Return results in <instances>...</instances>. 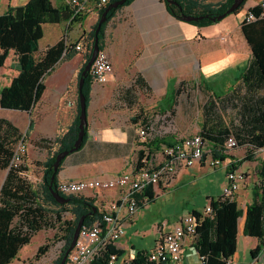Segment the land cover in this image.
Masks as SVG:
<instances>
[{"label":"crops","instance_id":"0c3cea01","mask_svg":"<svg viewBox=\"0 0 264 264\" xmlns=\"http://www.w3.org/2000/svg\"><path fill=\"white\" fill-rule=\"evenodd\" d=\"M28 1L0 0V14H3L10 5H21ZM202 1L216 4L226 0ZM51 2L55 7H62L67 4L66 0H51ZM249 7L252 6L248 5ZM98 16L99 14L96 12L90 14L81 22L70 19L55 23L47 22L43 25L44 35L41 39L46 35V26H49L50 33L54 37L52 44H55L62 36L72 41H86L93 25L98 20ZM244 18L245 15L239 17L238 13H230L217 22L200 26L173 16L169 12L165 0H131L118 9L107 23L104 38V49L112 60L113 73L105 83L93 82L87 106V136L79 149L68 154L62 160L56 176L57 182L100 175L109 176L115 172L126 171L130 169V163L137 159L139 151L143 150L145 152L148 149V146L144 142H140L141 140L138 137V130L142 125V121H144V117L136 122L132 120V117L131 120H128L126 114L110 104L112 95L119 93L122 87L129 86L138 74L146 81L148 89L155 94L164 95L168 92V89L178 86L181 81L186 82L181 87V93L178 95V97L182 95L183 101H188V98L189 101H192L195 98L193 96L199 90L205 92L206 96L199 107L202 112L199 130H201L206 120L204 105L209 99L215 100L217 109L222 113V117L227 124L230 123L232 115L237 109L234 106L237 100L229 97L233 92H238L240 95L253 94L254 98L250 99L247 104L255 106L256 110L259 105L263 106L264 88L257 87L248 91L242 82V72L253 58L251 47L241 27ZM52 44H47V46ZM10 55L13 60L12 68L9 73L4 74L7 77V84L18 73L16 56L13 53ZM123 57H137L135 66L132 69H127L129 66L132 67L130 64L127 66L128 64L124 63L120 66L119 63L123 62L121 61ZM70 67L66 78L56 76L52 80L51 87L58 91L55 94L54 103L51 102L45 105L39 115L38 113L35 114L37 106L41 102L43 103L44 93L50 87L46 77L45 91L33 111L18 110L21 117L20 122L23 121L24 114H28V126L31 116L35 117L34 128L29 131V138H54L66 133L73 125L76 116L73 110V102H68L67 106L62 96L73 84L75 75L78 78L79 70L76 73L78 61L72 63ZM216 94H219L220 97H217ZM178 107L181 111V99H178ZM223 109L225 110L223 111ZM184 113V110H182V116H184ZM257 115L258 112H256ZM12 121L17 124L16 120ZM237 121L236 118L235 122ZM20 122L19 127H21ZM194 122L195 120L193 124ZM179 135L190 134L179 133ZM214 147L219 149L220 155L224 157L223 159L219 157L221 159L219 165H211V159L215 157L211 150V153L205 155L200 163L179 171L170 184L156 187L154 198L148 205L140 208L134 216L128 217L125 208L121 207L120 213L124 218L126 234L114 244V248L120 251V258H134L138 253L150 249V247L139 243L138 246L136 244L137 239L146 235L145 232H140L138 228V221L144 217L141 210L155 204L159 197L165 198L173 190H184L190 183H194L205 173L207 165L213 167V170H219L214 172H220L219 195H221L227 184L226 174L229 164L241 158L236 153L232 156H238V158L229 155L231 148L238 147L249 150L245 155L251 153L252 159L250 160L254 162L253 166L261 168L264 165V158L257 156L255 154L256 148H253L249 143L228 148L225 143L220 145L210 141V148ZM161 152L162 149L158 147V149L152 150L151 154H155L160 159ZM5 176L6 174L3 176V180ZM247 184L249 187L244 188L245 193L242 196L246 198L244 204L251 202L255 182ZM82 195L93 199L101 211L110 209L112 202L121 196V191L119 189H88ZM212 197L207 196L208 201L205 206L210 203ZM194 209L197 208L189 211ZM180 213L173 214L172 219L167 218L154 224V243L160 228H163V230L171 229ZM244 220L245 215L239 220L237 250L231 257L232 264H261L258 255L251 253L258 245L259 239L243 233ZM193 242L194 239L190 237L185 240L182 264L189 263L188 258L191 254L197 255L200 259ZM15 259L9 264H13ZM17 262L18 264H26L24 259L21 258Z\"/></svg>","mask_w":264,"mask_h":264},{"label":"trees","instance_id":"16d2710c","mask_svg":"<svg viewBox=\"0 0 264 264\" xmlns=\"http://www.w3.org/2000/svg\"><path fill=\"white\" fill-rule=\"evenodd\" d=\"M115 0H108V3L99 11L98 20L93 25L89 38L84 42L86 49L85 61L79 69L78 81L85 64L89 60L95 40V30L98 25L100 15ZM131 0H126L124 4L112 8L107 13V19L102 24L98 33L100 50L104 49V38L107 23L116 14L117 10L128 4ZM166 1L169 12L178 19H183L184 15L203 16L202 19L188 21L196 25H208L219 21L217 18L223 14L234 0H226L216 4L205 3L202 0H174ZM247 0L232 13H239ZM258 12L259 6L255 5L247 9L248 12ZM73 10L70 4L62 7H55L51 0H29L25 4L9 6L7 10L0 14V69L5 65L10 54H14L17 59L18 73L12 77L9 84L0 89V106L5 109H14L31 112L40 101L45 88V79L51 74L56 66L63 60L72 59L78 52L75 44L79 41L66 40L62 36L55 44L44 49L39 46V41L44 35L43 25L47 22H61L72 20L81 22L83 17H72ZM221 20V19H220ZM242 31L251 47L252 59L242 72V82L248 91L257 87L264 88V17L255 20H246L241 23ZM181 81L178 86L172 88V93L164 94L165 104L172 107L181 93V87L185 84ZM93 79L88 72L82 88L86 96L87 106L90 100ZM148 89V84L143 77L138 74L134 81L119 91L123 98L130 99V95L135 93V89ZM134 89V90H133ZM77 112L73 125L69 130L54 138L40 137L37 141L41 146L50 144L56 149H50L47 158L42 162L43 175L38 185H35L26 175L28 165L26 163V152H18L17 146L20 142L25 144L29 131L34 128L35 117L30 118L28 130L24 132L11 119L0 116V170L6 169V176L0 186V264H9L22 246L29 244L32 237L45 227H56L61 232L64 244L58 257L53 264H59L62 256L68 248L74 229L79 218L86 214L84 224H90L101 216V212L94 200L80 195H66L58 190L57 172L53 169L56 155L65 149L73 146L79 131L80 99L77 82ZM169 96V99H168ZM220 97L219 94H216ZM230 98L237 100L234 103L237 108L232 115L230 123L227 124L222 117V113L217 109L215 100H208L204 105L206 120L200 130L201 135L213 143L220 145L226 143L230 137H234L237 145L249 143L253 148L264 146V102L263 106L247 104L254 95L246 93L240 95L233 92ZM132 101V100H131ZM264 101V99H263ZM168 104V105H167ZM223 106V104H221ZM225 109H223L224 111ZM256 112L258 115L256 116ZM140 114L132 117L134 122L138 121ZM238 119L235 122V119ZM87 130V128H86ZM87 136H84L83 142ZM175 135H165L156 137L145 143L149 149L157 148L161 143L170 144ZM82 142V143H83ZM234 146V147H236ZM215 157H221L220 150L215 147L211 149ZM19 156L20 161L16 162L15 157ZM145 152L139 151L136 167H140L143 162ZM252 159L251 153H247L238 163H231L228 171L235 170L244 160ZM55 175L52 186L69 201L65 203L57 202L50 189L51 176ZM264 174V165L260 168V176ZM154 198V190L149 186L143 193ZM57 206V208L52 207ZM212 208L211 215H203L200 210L194 209L197 215L196 237L194 246L199 256H203L202 264H232L231 257L237 250V236L239 231V220L245 215L243 233L257 237L258 245L251 251L257 254L264 244V182L255 183L252 192V200L243 208L237 200L229 197H212L210 199ZM93 208L96 210L89 214ZM69 212L72 218H64V213ZM47 244H41L35 254L40 257L48 250ZM108 251H117L114 246H109ZM118 253L120 251H117ZM144 253L140 252L134 258V262L143 263ZM91 264H106L105 258L93 261Z\"/></svg>","mask_w":264,"mask_h":264},{"label":"built area","instance_id":"2783aa9c","mask_svg":"<svg viewBox=\"0 0 264 264\" xmlns=\"http://www.w3.org/2000/svg\"><path fill=\"white\" fill-rule=\"evenodd\" d=\"M66 1L72 7V17H83V20L92 13L99 14V11L108 3V0ZM257 5L259 11L245 14L246 20L264 17V0H260ZM66 40L68 43L71 41L67 37ZM75 48L82 51L84 43L77 42ZM113 70V63L108 53L105 49L99 50L89 71L93 82H107ZM163 119L168 121L169 115H164ZM138 137L144 143L158 137L153 123L148 121L142 124L138 130ZM236 145L234 137H230L225 143L228 148ZM25 147L26 145L20 142L17 146V153L25 151ZM159 147L162 149L161 158H149L146 153L140 167H136L137 160H135L130 163V169L126 171L115 172L109 176L69 179L58 183V190L66 195H80L88 189H119L121 191V196L112 202L110 209L101 210L99 218L81 227L76 243L64 264H91L100 258H105L106 264H140L134 262L135 257L120 258L117 251H108L109 246H114L115 242L126 234V225L120 213L121 207L125 208L128 217L134 216L143 205H148L153 199L143 194L149 186H152L154 190L160 185L170 184L179 171L200 163L205 155L211 153L210 141L198 132L190 135L176 134L170 144L161 143ZM255 154L264 158V146L256 148ZM15 161H20L18 155ZM220 162L219 157L211 159L213 166L219 165ZM242 181H244L243 173L237 169L228 171L227 184L221 196L238 201L236 193L241 188ZM262 182H264V174L258 177L255 183ZM200 211L203 215H211L210 203ZM197 218L193 211L183 212L178 215L171 229L160 228L154 245L143 252L145 259L141 264H182L185 240L188 237L193 239L196 237ZM257 255L261 264H264V244ZM203 258L200 256L201 260Z\"/></svg>","mask_w":264,"mask_h":264},{"label":"rangeland","instance_id":"374dc122","mask_svg":"<svg viewBox=\"0 0 264 264\" xmlns=\"http://www.w3.org/2000/svg\"><path fill=\"white\" fill-rule=\"evenodd\" d=\"M258 3L259 0H247L242 10L238 13L239 17H243L246 14L248 5L255 6ZM45 33V37L39 42V46L41 49H44L47 44H52L54 42V37L50 33L49 26H46ZM85 51L86 49L78 51L72 59L61 61L56 66L55 70L47 76V83L50 85V87L44 93L42 99L43 103L41 102L37 106L35 114L38 113L39 115L41 113V109H43L45 105L51 102L54 103V97L56 96L55 94L58 93V91H56L54 87H51L52 80H54V77L58 76L63 79L66 78V75L68 74V71L71 68L70 65L72 63H76V61H78V67L76 70L77 73V71L80 69V67L85 61ZM136 59L137 57H123L121 60L123 62L119 63V65L122 66L124 63H126V65L128 64L127 66H129L130 64L132 67H126L127 69H132L133 66H135ZM12 62V56L10 55L6 61V65H4L5 67L0 69V89L3 86L7 85V77H5L4 74L9 73L12 68ZM77 82L78 78L75 75L73 84H71V86L63 93L62 96L65 100L66 105L68 104V102H73V110L75 113L77 112L78 98ZM168 92L169 94H171L172 89H168ZM205 96V92L199 90L193 96L195 98L192 101H189V98L188 101H183L181 95L177 97L172 107H168L165 104L166 101L164 99V95L155 94L150 89L137 88L135 89V93L130 95L129 100L124 99L121 93H116L112 95V100L110 104L121 110L122 113L126 114L125 116H128V120H131V117L136 116L137 114L142 115L144 117V121H142V124H145L148 121L152 122L156 131V135L160 137L165 135H179V133L193 134L199 132V122L201 120L202 115L201 109L199 107ZM178 99H181V111H179ZM182 110H184L185 112L184 116H182ZM24 115L25 116L23 118V121L20 122L21 117L18 110L5 109L1 108L0 106V116H5L11 120H16L17 125H19L20 122V128L23 131H27L28 114L25 113ZM164 115H169L170 119L168 121L164 120ZM190 119L191 121H189ZM192 119L195 120L194 124V120ZM39 138L40 137L31 139L28 137L25 141L26 163L28 165V171L26 172V175L35 185H38L42 180V162L50 153V149H56L58 147L57 145H54L52 148H50L49 143H46V146H41L37 143ZM140 142L144 141L141 140ZM147 148L148 149L145 151V155L146 153H148L147 156H149V158H156L155 154H151V149H149V147ZM154 149L158 148L154 146L152 150ZM248 151L249 150L245 148H231L229 151V155L232 156L234 153H236V155L240 156L241 158L234 162L238 163L239 160L244 157L243 155H245V153ZM238 156L232 157L238 158ZM253 165L254 162L248 159L242 161V163L238 165V167L240 166L239 169H237L239 172L244 174V181L241 182V188L236 193L239 205L243 208H245V206L247 205V203L244 204L246 198L242 197L243 193H245L244 188L247 189V187H249L247 183L256 182V180L260 176V168L254 167ZM214 171L219 170H213V167L207 165L205 173L200 176L197 181H195L194 183H190L184 190H173L165 198H162L161 196L156 200L155 204H152L147 208H143L141 212L144 213V217L138 221V228L140 232H145L146 235H144V237L140 239H137V246L139 243L140 245H144L151 248L154 243V224L161 222L162 220L167 218L172 219L174 217L173 214L175 213L178 214L180 212H187L189 210H192L193 208L203 209V207L208 201V195L213 197L218 196L220 194L219 186L221 176L219 174L220 172L216 173ZM6 172V169L0 170V186L3 180V176L6 174ZM52 207L57 208V206L55 205H52ZM142 207H144V205ZM72 217L73 216L71 213H64V218L69 219ZM60 235L61 232H58L56 227H45L39 230L32 237L31 242L29 244L24 245L20 249L18 257H16L13 264H18L17 261L19 258H21L22 260L24 259L26 264H53V261L58 257L61 248L64 244V240ZM41 244H47L49 246L48 250L46 251V253L41 254L40 257H36L35 254ZM241 247L242 246L240 242V248ZM188 260V264H202L198 256L194 254H191ZM20 263H22V261H20Z\"/></svg>","mask_w":264,"mask_h":264},{"label":"water","instance_id":"95a60500","mask_svg":"<svg viewBox=\"0 0 264 264\" xmlns=\"http://www.w3.org/2000/svg\"><path fill=\"white\" fill-rule=\"evenodd\" d=\"M126 0H115L111 3H109V5L105 8V10L102 12V14L100 15L99 21H98V25L96 27L95 30V40H94V44L92 47V52H91V56L89 58V60L87 61V63L85 64L83 70L81 71V76L79 78L78 81V88H79V99H80V114H79V124H78V134H77V138L73 144V146L69 149H65L60 151L55 158V161L53 163V169L56 171L58 169V167L60 166L62 160L70 153L76 151L77 149L80 148V146L82 145L84 136L87 132L86 128L88 125V119H87V103H86V96L84 94V92L82 91L84 82H85V78L88 74V72L90 71L91 65L98 53V51L100 50L99 47V36L98 33L101 29L102 24L106 21L107 19V13L112 9V8H116L119 5H122L125 3ZM167 1H173L174 0H167ZM244 0H234L233 3L230 5V7L221 15L218 16V20L224 18L226 15L232 13L233 11H235L242 3ZM203 16H195V15H184L183 19L186 21H192V20H198V19H202ZM55 175L53 174L51 176V183L49 185V189L54 197V199L59 202V203H65L69 201V197H65L64 195H62L61 193H59L56 189L53 188L52 183L54 181ZM96 210V208H93L91 210V212H89V214L93 213ZM86 214L82 215L78 222L77 225L74 229L73 235H72V239L71 242L68 246V248L66 249L64 255L61 258V261L59 262V264H64L67 256L69 254V252L72 250V248L74 247L77 237L79 235V231L81 229V227L84 225V220L86 218Z\"/></svg>","mask_w":264,"mask_h":264}]
</instances>
